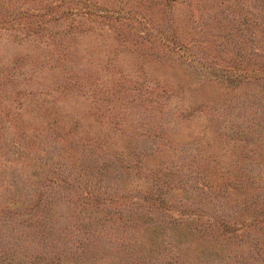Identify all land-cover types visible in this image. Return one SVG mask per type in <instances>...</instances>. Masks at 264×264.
Masks as SVG:
<instances>
[{
    "label": "trees",
    "instance_id": "16d2710c",
    "mask_svg": "<svg viewBox=\"0 0 264 264\" xmlns=\"http://www.w3.org/2000/svg\"><path fill=\"white\" fill-rule=\"evenodd\" d=\"M9 1L0 0V31L12 28L21 38H40L69 49L70 32L78 35L84 20L99 21L114 28L124 46L139 56L146 74V63L152 60L182 65L191 77L199 76L202 85L218 82L220 75L210 70L219 71L230 78L224 82L230 95L239 96L224 106L220 100L195 97L187 109L179 110L153 106L154 98L138 92L136 97L151 106H142L137 121L130 119L129 106H97L101 129L90 128L88 134L53 119V138L62 141L63 155L72 161L57 168L60 174L44 179L64 189V201L75 204L71 207L80 223L69 221L63 227L64 235L77 234L75 261L81 263L80 253L95 244L90 232L106 234L113 218L131 230L126 246L164 250V264H194L206 242L217 239L231 245L247 240L252 252L264 256V0H87L97 8L79 5L82 0H23L33 11L7 5ZM178 1L185 3L183 13L175 7ZM57 22L67 26L66 31L58 28L46 35L44 29ZM180 56L182 60L174 62ZM200 83L188 85L199 89ZM155 84L161 87L157 101L170 96L168 87L159 80ZM248 85L253 89H246ZM177 110L180 121L196 114L206 121L193 126L200 117L191 119L192 129L185 132L172 117ZM38 133L30 136L36 139ZM16 146L20 157L21 142ZM8 161L12 166L9 158L0 159V177L6 176ZM19 183L6 182L12 194L7 206L34 199L21 198ZM48 191L35 189L30 207L36 214L29 217L40 223L41 233L53 227L51 216L37 209L39 202L41 207L53 206ZM13 262V256H5L0 264Z\"/></svg>",
    "mask_w": 264,
    "mask_h": 264
},
{
    "label": "rangeland",
    "instance_id": "374dc122",
    "mask_svg": "<svg viewBox=\"0 0 264 264\" xmlns=\"http://www.w3.org/2000/svg\"><path fill=\"white\" fill-rule=\"evenodd\" d=\"M22 1L10 0L7 5L17 4L16 8L20 10L28 6V10L33 11L32 6ZM86 4L97 8L87 0L79 3ZM175 7L182 13L185 11V3L178 1ZM52 24L44 29L46 35L58 28L66 31L67 26L59 22ZM140 26L143 29L145 24L141 23ZM17 34L12 28L0 31V159L5 161L9 158L14 162L11 166L8 161L5 170L7 177H0V261L5 256H13L15 262L12 264H25L31 259L30 264H128L129 260L133 264L140 261L144 264H164L168 260V254L165 256L162 253L164 250L153 252L148 246L141 247L140 244L126 246L131 230L124 229L117 218L108 222L106 234L90 232L95 242L93 248L79 252L81 263L75 261L73 252L78 248L77 234L63 233V227L69 221L80 223V219L75 221L77 218L71 207L75 204L71 200L64 201L61 196L64 189L49 186L44 179L46 174H60L57 168L61 164L66 166V163L68 166L72 161L63 155L62 141L59 143L53 138V119L56 118L66 127L75 126L79 134H84L90 128L93 131L101 129L97 106H101L100 110H107L109 106H129L130 119L137 121L142 106H151L136 97L138 92L154 98L153 106L187 109L195 97L220 100L224 106L239 98L231 96L225 86L224 82L230 81V78L227 74L210 70V73L220 75L218 82L208 81L202 85L199 76L191 77L184 66L162 64L155 60L146 63V74L139 67V56L124 46V41L116 37L114 28L107 29L99 21L84 20L78 35L73 36L70 32L69 49L56 42L48 43L35 37L21 38ZM174 58V62L182 60L181 56L179 60ZM156 80L160 81L161 86L168 87L170 92V96H162L163 100L160 101H157V97L161 94V87L156 86ZM180 81H183V86ZM189 81L201 86L199 89L189 86ZM246 89H253V86L248 85ZM197 104H200L199 101ZM179 112L177 110L172 117L178 119L185 132L190 131L191 119L200 116L196 114L192 118L191 115L180 121ZM205 121L203 116L192 122L194 126ZM35 131L39 135L32 139L30 134ZM30 139L33 143H30ZM19 142L23 152L17 157L16 144ZM15 179L20 182L17 190L23 200L29 195L35 199V189L51 191L47 193L54 197L53 206L41 207L39 202L37 208L38 214L51 216V229L45 228L41 233L38 231L40 223L35 225L34 218L29 217L35 213L30 208L34 199L25 200L17 207L5 204L12 197L11 189L5 188L6 182ZM68 187L73 189V186ZM162 216L171 219L168 215ZM213 241L215 243L206 242L205 252L194 258V264H258L264 260L263 254L249 249L247 240L233 245L226 243L225 239ZM59 255L62 257L58 260ZM51 259H54L53 262Z\"/></svg>",
    "mask_w": 264,
    "mask_h": 264
}]
</instances>
